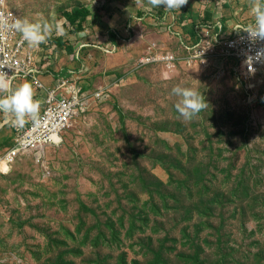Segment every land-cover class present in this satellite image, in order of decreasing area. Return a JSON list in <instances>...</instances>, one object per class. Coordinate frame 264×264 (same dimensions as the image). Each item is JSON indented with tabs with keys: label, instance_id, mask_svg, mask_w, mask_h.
<instances>
[{
	"label": "rangeland",
	"instance_id": "obj_1",
	"mask_svg": "<svg viewBox=\"0 0 264 264\" xmlns=\"http://www.w3.org/2000/svg\"><path fill=\"white\" fill-rule=\"evenodd\" d=\"M7 2L53 28L27 45L45 89L10 87L30 82L40 110L67 82L83 103L60 144L0 176V264H264V71L218 49L257 0ZM76 7L91 11L81 31L64 17ZM174 86L208 104L183 119Z\"/></svg>",
	"mask_w": 264,
	"mask_h": 264
},
{
	"label": "built area",
	"instance_id": "obj_2",
	"mask_svg": "<svg viewBox=\"0 0 264 264\" xmlns=\"http://www.w3.org/2000/svg\"><path fill=\"white\" fill-rule=\"evenodd\" d=\"M16 18L19 16L7 0H0V75L7 73L10 85L21 78H29L33 85L44 90L46 86L36 75L35 55L27 51V43L21 39L19 32L10 27ZM246 26V23L240 24L234 35L220 39L219 55L226 60H235L245 75L260 74L264 71V39L251 38L244 30ZM54 85L55 88H49L48 95L43 98V107L35 123L31 117H25L22 127L11 126L13 145L0 156V176L7 174L21 155L40 153L46 147L60 144L63 134L73 125L82 99L71 84L64 82L60 85L57 82Z\"/></svg>",
	"mask_w": 264,
	"mask_h": 264
},
{
	"label": "clouds",
	"instance_id": "obj_3",
	"mask_svg": "<svg viewBox=\"0 0 264 264\" xmlns=\"http://www.w3.org/2000/svg\"><path fill=\"white\" fill-rule=\"evenodd\" d=\"M152 7H161L167 11L180 10L187 0H149ZM251 12L254 22L244 30L251 38L264 39V0H257L252 4ZM10 27L19 32L21 39L29 47H38L44 43L53 31L47 21H31L27 18H16ZM7 73L0 75V112L11 115L10 125L22 127L25 117H31L33 122L38 118L39 102L34 99V90L27 80L14 88L10 87L6 79ZM171 94L178 98L174 107L177 113L185 120L195 118L208 104L205 97L192 87L174 86Z\"/></svg>",
	"mask_w": 264,
	"mask_h": 264
},
{
	"label": "trees",
	"instance_id": "obj_4",
	"mask_svg": "<svg viewBox=\"0 0 264 264\" xmlns=\"http://www.w3.org/2000/svg\"><path fill=\"white\" fill-rule=\"evenodd\" d=\"M91 16V11L87 8L76 7L71 12H66L64 17L71 24L77 27L79 31L82 29V22ZM211 18V16H209ZM58 41V40H57Z\"/></svg>",
	"mask_w": 264,
	"mask_h": 264
},
{
	"label": "bare ground",
	"instance_id": "obj_5",
	"mask_svg": "<svg viewBox=\"0 0 264 264\" xmlns=\"http://www.w3.org/2000/svg\"><path fill=\"white\" fill-rule=\"evenodd\" d=\"M7 169V168H6Z\"/></svg>",
	"mask_w": 264,
	"mask_h": 264
}]
</instances>
